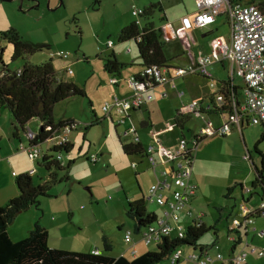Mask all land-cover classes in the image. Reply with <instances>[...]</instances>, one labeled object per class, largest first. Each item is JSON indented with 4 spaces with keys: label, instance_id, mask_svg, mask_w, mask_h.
I'll use <instances>...</instances> for the list:
<instances>
[{
    "label": "rangeland",
    "instance_id": "rangeland-1",
    "mask_svg": "<svg viewBox=\"0 0 264 264\" xmlns=\"http://www.w3.org/2000/svg\"><path fill=\"white\" fill-rule=\"evenodd\" d=\"M145 1L147 0H102L100 5L95 6L93 0H0V44L5 48V62L13 68H18L22 67L27 60L35 64L51 61L60 78L77 83L87 92L86 96H74L55 105L54 117L57 121L75 116L82 125L71 133V135H77L74 152L64 154L66 162L71 159L75 160L67 171L70 180L52 184L49 189L52 197L42 198V209L39 211L40 215L43 214L54 222L52 223L53 241L71 243L78 239L81 247L78 245L76 247L81 248L77 249L80 251L88 250L90 244L92 246L95 243L103 252L115 255L118 248L121 247L120 239L123 232L120 231V227L126 228L125 232L132 229L135 240L142 238V231L147 227L145 225L141 231H136V221L130 218L127 213V199L131 196H141V190L145 194L148 193L152 180L151 173L145 172L136 175V172L141 168L138 170L133 168L132 162H139L141 159L123 152L119 136L110 121L104 120L98 125L91 126L84 134L86 126L93 122V111L99 116H103L105 114V110L102 108L103 104L114 93L113 86L102 79V74H106L104 58L112 50L109 49L99 54L100 45L108 42V39H112L115 42L116 52L120 53L122 50L124 57L130 60V67L125 68L123 73H130L133 64L140 63L141 58L134 40L119 42V28L121 24L128 22L126 20L134 18L132 5L136 4L140 7ZM164 1L172 14L184 5L182 0ZM159 16V13L155 16L157 23ZM9 28H15L24 40L35 45L39 50L13 60L14 46L1 34ZM99 47L100 50H98ZM172 47L173 43L167 44L166 49ZM62 50L69 52L70 58H61L59 54ZM174 61L175 59L169 62ZM66 66L71 67L73 73H67ZM211 71L214 75L212 80L216 82L215 87H211L210 79L194 74L180 82L181 89L187 93L186 99L190 94L195 98L207 96V93L219 88L220 80L228 77L227 71L224 69H211ZM236 82L242 84L239 78ZM90 100L93 102V107H91ZM166 100L171 105L179 102L177 94L172 93ZM5 115H10L13 119L11 111L4 108L0 112V117H2L0 124L4 122ZM166 116L167 120L162 126L163 129L157 132L161 134L169 132L165 136V140H168L179 130L174 121L172 109L166 113ZM195 119L197 118L193 117V120ZM40 123L38 118H34L27 124V129L37 131L40 129ZM203 123L207 125V121ZM189 125L195 131L198 124L195 121H190ZM123 131L121 133L123 141L130 140V137L123 136ZM263 131V125L250 122L246 124L243 131L239 128L233 129L232 136L231 133L226 137L218 136L220 134L209 135L201 143L196 155L194 176L202 183V191L206 193L205 196H213L214 204H216L209 206L206 203L201 204L208 212V222L215 223V220L219 219L216 207L221 204L231 207L234 204L233 199L227 200L222 191L217 190L218 187L241 181L248 182L253 176V171L255 172V165L258 167L262 165V155L255 147ZM20 133L23 140H26V131L21 129ZM12 141L15 142L14 139ZM46 143L42 146H45ZM258 147L264 154V140L258 144ZM96 153H102L103 156L97 162L89 160L88 157ZM249 155H252L251 159H249ZM20 158V162H25V157ZM65 174L66 171H62L60 176ZM47 175V170L40 167L34 179L38 182L40 176H44L43 179H45ZM201 206L198 208L202 209ZM61 208H66V213L63 223L59 224L57 223L58 218L52 220L49 217L57 216L55 209ZM147 208L161 214L160 207L154 202L147 201ZM26 213L22 212L21 215ZM260 220L264 221V218L258 219V224ZM19 221L20 218L15 219L10 228H18ZM226 224L227 221L223 214L219 225L221 241L227 251L230 241H227L224 236ZM105 235L115 249L111 248L110 251L105 249L103 242ZM63 236H67V238L63 239ZM214 240V229H211L205 233L200 242L210 244ZM149 248L157 250L158 244L154 243ZM190 248L189 245L183 246V250L186 252L191 251ZM159 264H170V261L164 260Z\"/></svg>",
    "mask_w": 264,
    "mask_h": 264
},
{
    "label": "crops",
    "instance_id": "crops-1",
    "mask_svg": "<svg viewBox=\"0 0 264 264\" xmlns=\"http://www.w3.org/2000/svg\"><path fill=\"white\" fill-rule=\"evenodd\" d=\"M182 1L184 4L183 7H180L179 9L177 8L178 11L176 13L174 11V14H172V12L168 10V7L166 6V3L164 0H147L143 2V6H140L145 9L148 5L152 3L160 2L163 5L164 11H165V17H166L164 23L161 26L163 28L164 24L169 23L170 27H172V29L174 30V34L171 36V38L167 39L164 35V39H165L164 54L166 58L168 59V63L167 65H157V66H167L171 69L177 68V67L178 68L187 67L190 65L197 67L198 58L200 55H210L212 53V42L216 37L221 36V37H224L227 41L231 40L232 25H231L229 16L226 12H223L220 15H218L215 21L209 25L200 26V25L195 24V26L192 29H187L184 26L182 19L186 15L194 17V14L198 9L197 0H182ZM243 2L246 4H249V3L259 4L257 0H243ZM101 3H102V0H101ZM134 6H137V5L136 4L132 5V15L134 18L130 20H126L128 22H124L123 24H121L119 31H121L124 27H126L132 22H137V23L140 22L141 20L140 16H135L133 14ZM156 15L157 13L155 14V16ZM109 40H112V39H108L107 41ZM172 43H173V47L171 49L170 48L166 49L167 44H172ZM114 46H115V42L112 46H108V42L106 43L104 42V44L100 45L101 50H100V47L98 49L100 50L99 54H102L104 51L109 50V49L114 51L118 60L125 64L124 68L121 70L119 74H112V73L107 72L104 69V72L106 74H102V79L108 81L113 86L114 93L109 100L104 102L103 107L105 103L107 102L112 103L116 96H119L121 98L130 96L133 91L128 82V79L133 75H140L143 72L144 68L147 67L142 64V60H141L140 63L133 64L134 66L130 69L131 70L130 73L124 74L123 70L125 68L130 67L129 65H131L129 63L130 60H127L124 57V52L122 50H120V53L116 52ZM173 59H175V61L170 63L169 61ZM234 67L235 65L233 64L231 60H229L228 58H222L219 60H213L211 64L208 65V69L211 73V76H205L199 73H191V74H187L184 76L174 77V79L171 81L161 82V83L157 82L153 84L152 86H150L149 89L144 91L145 96L151 94L152 98L143 102L139 107L131 109L128 112V115L125 116V121L123 123L119 122L120 119L122 118V115L119 114L114 107L109 112L105 111V114L103 116H99L96 112L93 111V115H92L93 122L90 125L86 126L85 128L86 131L84 134H86L87 130L91 126L98 125L100 124V122L107 120V121H110L114 125V128L117 132V136H119L118 139H122L121 133L124 130L123 136L127 138L130 137V140L128 141L124 140V141L133 142V135L131 136L127 134L126 132L130 127H135L137 130V134L140 138V143L144 146L146 150L154 144V141H153L154 131H160L161 129H163L162 126L167 120L166 113L170 109H172L174 121L177 125L179 132L174 135H171L172 133L171 132L170 133L171 136L168 140H165V136L169 134V132L167 131H166L167 133L162 132V134L159 132L158 137L160 138V141L165 146L174 150L178 147L182 137H186L189 140H191L192 138L198 135H203L204 133H202V131L206 129L211 123L215 127L219 128L223 126L225 123L230 122L229 110L225 112H222V111L219 112V110L223 107L224 104L231 107L232 111H234L235 109L234 104L232 103L231 95L229 96V100L226 101L227 103L225 102L224 104L219 102L217 99V95H219L221 91L223 90V81L229 82V80L230 81L232 80L233 81L232 85H235L238 87V89H236L237 91L236 99H237V102L241 104V107H244L245 98H246L245 91H244V88H245L244 80L242 79V77L237 75L235 71H233ZM218 68H220V70L224 69L225 71H227L228 77L219 81L220 85L216 91L207 93V96L203 95L201 97L199 96L195 98L190 94L188 99L185 98L187 93L185 92V90L181 89V85H180L181 81H185L189 75L194 74V75H199V76H203V77L210 79L211 87H215L216 82L215 80H212L214 79L213 78L214 75L211 69L217 70ZM65 69H66V72L69 73L67 71L69 69V66H66ZM237 78H239L242 81V84H239L236 82ZM113 79L115 80L113 81ZM228 90L232 91V88L230 87L228 88ZM171 93L177 94L178 99H179V102H177L174 105H171L166 100L170 97ZM234 94L235 93H232V95ZM193 101L200 102L201 104L200 112L201 114H203L202 116L196 115L195 113H190L186 110ZM90 104H91V107H93L92 100H90ZM193 117H196L197 119L193 120ZM1 118L2 117H0V119ZM177 118L181 120L182 125L177 124L178 123ZM213 118H215L216 120H214ZM5 119L7 121V124H6ZM5 119H4V122H1L2 124H0V206L6 205L12 198L20 194V190L16 183V177L18 175L24 174V173H31V171L35 169L37 170V173L39 171L38 169L39 163L38 162L35 163L34 161H32L29 157L28 152L20 148L21 143H23L24 145H28L30 143V139L28 137L27 132H26V140H23V137L20 133L21 130H19L18 137H16L14 119H11L10 115H5ZM68 119L75 120V122L79 123V126L73 129L69 134V143L72 145L71 151L73 153L77 135H74V134L71 135V133L77 130L82 125V123L76 120L75 116H69L61 120H68ZM11 121H12V124H11ZM190 121H195L198 124L196 125V127L194 126L196 128L195 131H193L192 127H190L189 125ZM204 121H207V125H204L203 123ZM249 123L250 122H243V124H239V125L237 123H232L231 131H233V129L235 128H239L241 131H243L246 124H249ZM121 127H123V130H121ZM38 131L39 130L34 131V132H38ZM228 134H225V135L216 134V135L226 137V135ZM231 136H232V133H231ZM207 137L208 135H203V137L200 139L201 140L200 144L197 150H195V160H196L197 151L201 143ZM12 139H14L15 142L12 141ZM16 141L18 142V144ZM258 141L256 142V144H258ZM40 143H42L43 145L46 142H40ZM50 144L51 143H46L45 146H42L43 149L46 150ZM120 144H121V141H120ZM97 154H98V159H97L98 161L100 157L103 156V154L102 153L100 154L97 153ZM126 155H129V154H126ZM132 156H138L141 159L139 162L134 161L138 163L136 168L133 167L132 165V167L137 170L141 168L140 171L136 172L137 173L136 175H141L142 173H145V172L151 173L152 175L151 184H152L156 180L155 170L153 169L148 158L146 157L145 152L143 154H135ZM20 157H25L26 158L25 162H20L19 161L21 159ZM251 157L252 155H249V159H251ZM88 158L92 162H97V161H93L91 159V156H89ZM64 160H65V156H64ZM71 160H74V159H71ZM261 162H262V165L260 167L255 165V172L253 171V176L248 182L241 181V182H237L234 184H229V185L218 187L217 190L222 191V193L227 198V200L233 199L234 204H232L231 207L229 205H223V204H221L219 207H216L217 208L216 214H217V217H219V219L215 220V223H210L207 221L208 212L205 209V206L203 205L202 207L201 204L206 203V205L208 206L210 204L212 205H216V204H214L215 201H213V198H212L213 196L212 197L205 196L206 193L202 191V183L200 182V180L198 181V178L196 179V177L194 176V166H195V161H194L191 181L197 186V190L193 198L192 204H193L195 211L204 213V217H203L204 225L207 227H212V226L214 227L213 229H214L215 240L210 242V244L202 243L199 241V243L202 246L198 245L194 247L191 245L190 246L191 251L194 249H201L202 247H204V249L207 250V252L210 253L211 255L216 256L217 252L220 251L226 257H230L240 252L243 248H247L248 245H256L258 247L264 248V221L260 220L258 224V219L264 218V216H257L255 218V222L250 224L248 227L239 228L234 233H232L230 230H229L230 232L228 231V229H230L231 225L233 224V220L235 218H242L241 211H240L241 204L247 203L249 207L256 210L259 207L261 201L264 199L263 188L261 186H257V187L253 186L256 169L257 168L260 169L264 174V157L263 156H262ZM142 165H143V168H142ZM40 177H44V176H40ZM141 191H142L141 196L136 195V196H131V198L128 197L127 201H135L143 197L146 201V207H147V201H151V202L153 201L149 199L148 193L145 194L143 190ZM154 203L157 204L156 202ZM158 206L160 207V211L162 214V207L160 205ZM200 206L202 207V209L198 208ZM147 210L149 212H155L153 210H149L148 208ZM39 211L40 210L36 207L35 208L30 207L26 210L21 211L18 214L16 220L20 218L19 227L18 228L9 227V233L13 240L15 241L21 240L25 238L26 236H28V234L30 233V230L34 227L35 223L40 222V224L45 226L49 231V244L51 247L80 251L77 249H81V248L76 247V245L81 247V244L78 242V239L77 240L75 239L71 243L64 242V241H53L54 234L52 230V223L54 222L49 220L46 216H43V214L40 215ZM22 212H27V213L25 215H21ZM55 212L57 216H50L49 218H51L52 220H55L58 218L59 221L57 223L62 224L63 219H64V214L66 213V208L55 209ZM155 213L157 214V216H161L159 212H155ZM223 214L225 215V218L227 221V224L225 225L224 236L227 241H230V246L227 251L225 250V247L223 246V242L221 241V229L219 225V221L222 219ZM183 221L187 222L188 220L186 218H183ZM125 229L126 228L120 227V231L123 232L121 233V239H120L121 247L118 248L119 250L117 251L115 255L111 254L112 256L118 257V256L124 255L128 258H134L148 251H155L149 248V246L153 245L154 243H146L142 238L136 239V240L134 239L135 241L134 243H127L124 240V234H125L124 230ZM106 234L109 237L108 232H106ZM230 236H235L236 241L235 242L232 241L230 239ZM66 238L67 236H63V239H66ZM108 242L111 245V248L113 249L114 248L113 244L110 242V240ZM215 243L219 245L220 247L219 249L215 248L214 246ZM93 249H98L99 252L102 251V249L98 245H95V243H93L92 246L90 244L89 249L86 251L93 250ZM134 249L137 250L136 253H133ZM183 251L184 253H188L185 250ZM179 264H187V263L184 261H181ZM214 264H223V263L222 261L216 260ZM245 264H264V255L259 256L256 253L249 252L248 258Z\"/></svg>",
    "mask_w": 264,
    "mask_h": 264
},
{
    "label": "built area",
    "instance_id": "built-area-1",
    "mask_svg": "<svg viewBox=\"0 0 264 264\" xmlns=\"http://www.w3.org/2000/svg\"><path fill=\"white\" fill-rule=\"evenodd\" d=\"M197 11L194 17L186 15L182 22L187 29H192L195 24L206 26L213 23L218 15L226 12L232 25V37L227 41L224 37H216L212 42V53L210 55H200L198 66H187L169 68L167 66L149 65L144 68L140 75H133L128 79L132 88V94L128 97L116 96L114 101L107 102L104 110L109 112L113 107L122 115L119 122L125 121L128 112L139 107L143 102L152 98V95H144V91L150 86L159 82H167L174 77L184 76L191 73H199L205 76H211L208 65L213 60L228 58L235 65L233 71L244 80L245 104L237 102L236 96L231 95L234 111L230 110V122L217 128L212 123L202 131L203 135H225L231 132L232 123L243 124V122H252L264 126V12L256 3L246 4L243 0H197ZM145 12L142 7L134 6L133 14L141 16ZM163 33L167 39L171 38L174 30L170 24L163 25ZM114 42L108 41V46ZM5 48L0 46V76L4 74L3 66ZM59 56L64 59L70 58V53L61 51ZM69 73L73 69L69 67ZM115 79H113L114 81ZM219 102L224 104L226 98L223 94L217 95ZM225 105V104H224ZM201 104L199 101H193L186 109L190 113L203 115L200 112ZM232 109V108H231ZM187 112V113H188ZM79 123L66 124L61 129H56L46 142L51 143L46 150L42 143L35 141L37 133L32 129L27 132L30 139L28 145L20 144V148L28 152L32 161L39 162L45 155H49L48 149L54 146L69 143L70 132L77 128ZM48 129H52L51 126ZM133 135V143H140V138L135 127H130L127 132ZM159 132L154 131V144L145 150V155L155 170L156 180L151 184L148 191V197L162 207L161 216L151 224H147L146 229L142 231V239L146 243H161L165 237L185 238L188 228L191 225L201 226L204 224L203 212L195 211L193 207V198L196 194L197 186L192 183L193 163L195 161V150H197L200 139L203 135H198L191 140L182 137L178 147L174 150L165 146L158 137ZM57 158L65 164L64 155L58 153ZM91 159L97 161L98 154H92ZM133 167L138 163L133 162ZM37 170H32L30 174H36ZM242 218H235L230 227V231L235 232L241 227H248L255 222L257 216H264V199L259 207L254 210L247 203L240 205ZM183 218L188 221L184 222ZM142 230V229H141ZM140 230V231H141ZM232 241H236L235 236H230ZM124 240L127 243H134L133 231L128 229L124 234ZM219 249L217 243L214 244ZM137 250L134 249L133 253ZM256 253L259 256L264 255V248L256 245H248L240 252L226 257L218 251L216 256L211 255L204 248L194 249L184 253L183 247H177L167 258L170 264H179L181 261L187 264H214L216 260L223 264H245L248 254ZM94 253H99L94 249Z\"/></svg>",
    "mask_w": 264,
    "mask_h": 264
},
{
    "label": "trees",
    "instance_id": "trees-1",
    "mask_svg": "<svg viewBox=\"0 0 264 264\" xmlns=\"http://www.w3.org/2000/svg\"><path fill=\"white\" fill-rule=\"evenodd\" d=\"M95 5H100L101 0H93ZM258 6L264 12V1ZM159 13V22L155 21V14ZM140 22H132L124 27L119 35L120 43L134 40L138 48L142 64L167 65L168 59L164 54V33L162 24L164 23L165 11L160 2L152 3L145 8V12L140 16ZM14 46L13 60L33 54L39 50L35 45L24 40L22 35L15 29L9 28L1 32ZM0 46H2L0 44ZM3 47V46H2ZM104 69L112 74H119L125 64L120 62L112 51L105 58ZM4 74L0 76V112L7 108L11 111L14 119L15 136L18 137L19 130L29 131L27 124L34 118L41 121L40 129L35 141L46 142L56 129L63 128L66 124L75 123V120L56 121L54 117L55 105L62 100L74 96H86V90L77 83L60 78L51 61L43 64H35L27 60L22 67L13 68L10 64L4 63ZM223 81V94L226 101L229 96L235 93L237 86ZM232 88L229 91L228 88ZM228 90V91H226ZM227 103V102H226ZM231 110L226 104L219 110L225 112ZM177 124L182 122L177 118ZM51 126L52 129H48ZM264 140V132L258 144ZM122 149L126 154H143L145 148L141 143L125 142L120 139ZM256 144L255 149L261 153ZM72 145L62 144L48 149L49 155H45L39 160V168L47 170V178L39 177L36 182L34 176L37 174L24 173L16 177V183L20 194L12 198L6 205L0 206V264H159L167 260L173 251L181 246H202L199 241L209 230L214 227L191 225L188 228L185 238L165 237L158 244V249L148 251L134 258L122 256H112L109 252L94 253L89 251H75L51 247L49 244L48 229L36 222L30 230L28 236L21 240H13L9 233L10 225L15 221L18 214L30 207L41 210L42 198L52 197L49 189L52 184L61 181H69V171L74 160H69L63 164L58 160V153H70ZM264 157V154L261 153ZM38 168V169H39ZM62 171L66 174L60 176ZM42 179V180H41ZM253 186H261L264 191V174L260 169H256ZM128 216L136 221V231L139 232L143 226L151 224L157 220L155 212H149L146 201L142 197L139 200L128 201ZM104 247L111 250L107 237L103 238ZM204 248V247H202Z\"/></svg>",
    "mask_w": 264,
    "mask_h": 264
}]
</instances>
